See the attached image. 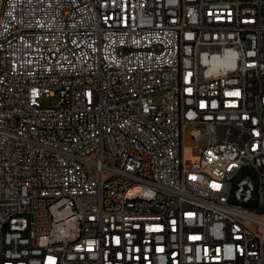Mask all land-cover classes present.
<instances>
[{
	"label": "built area",
	"instance_id": "built-area-1",
	"mask_svg": "<svg viewBox=\"0 0 264 264\" xmlns=\"http://www.w3.org/2000/svg\"><path fill=\"white\" fill-rule=\"evenodd\" d=\"M0 264H264V0H0Z\"/></svg>",
	"mask_w": 264,
	"mask_h": 264
},
{
	"label": "rangeland",
	"instance_id": "rangeland-1",
	"mask_svg": "<svg viewBox=\"0 0 264 264\" xmlns=\"http://www.w3.org/2000/svg\"><path fill=\"white\" fill-rule=\"evenodd\" d=\"M155 98L158 99L159 98V94H156ZM57 101H58V97H54L52 99H48V98L45 99V103H47V104L49 102H52V103L56 104ZM194 129L201 130L202 132L206 131L205 125H202V124L192 125L191 127H189L188 130H187V133H186V141H185V146H186L187 149H190V148L195 146V141L190 138V133Z\"/></svg>",
	"mask_w": 264,
	"mask_h": 264
}]
</instances>
